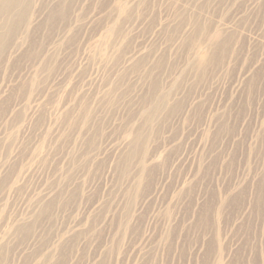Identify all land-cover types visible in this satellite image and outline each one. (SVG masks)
I'll use <instances>...</instances> for the list:
<instances>
[{"label": "rangeland", "instance_id": "1", "mask_svg": "<svg viewBox=\"0 0 264 264\" xmlns=\"http://www.w3.org/2000/svg\"><path fill=\"white\" fill-rule=\"evenodd\" d=\"M34 1L29 53L0 70V141H10L7 157L22 151L0 187V240L8 241L0 264H264V0ZM122 5L137 7L113 30ZM184 5L201 26L181 48L175 10ZM75 26L69 41L64 32ZM216 38L228 48L218 57L206 49ZM101 51L113 54L107 68ZM212 55L219 60L205 71L191 68ZM164 93L173 111L156 116ZM65 118L67 138L54 150L48 142ZM136 131L146 138L137 155L152 169L140 181L124 178L127 163L116 161ZM44 135L51 158L40 162ZM54 183L76 190L64 204H45L50 214L36 233L13 236Z\"/></svg>", "mask_w": 264, "mask_h": 264}, {"label": "bare ground", "instance_id": "2", "mask_svg": "<svg viewBox=\"0 0 264 264\" xmlns=\"http://www.w3.org/2000/svg\"><path fill=\"white\" fill-rule=\"evenodd\" d=\"M145 2V1H144ZM188 2L189 0H186V4L188 5ZM36 2L34 0H0V70H2L3 68L7 67L10 65H12V63H14L15 65V62L17 63L18 62V58L23 55L25 56L26 55V52L30 49V45H29V42H28V36L29 34L33 31L34 32V29H38V27H36V25L39 23V13L40 11L39 10V4L37 6L36 5H33L35 4ZM128 5V4H127ZM129 6V5H128ZM137 6L134 7V9H130V8H127L126 5H122L121 8H118V16H121L119 18V20H116L114 22V26H113V30L116 29L115 26H127L128 25V18H129V12L132 13V10H135ZM31 10V11H30ZM175 15H176V18H177V26H176V37H174L175 41L179 44V46L181 45V48L186 44H188L189 42H191L192 40H194L196 37V33L199 31L200 29V26H201V22L199 20V18L197 16H193L187 9V6L184 5V6H178L176 7V10H175ZM127 19H122V18H126ZM238 18H241L242 20L240 21H247L249 19V14H247L245 11H243L239 16ZM138 20V16L134 17L132 19V21L136 22ZM239 21V22H240ZM173 26V23L171 24ZM19 26H22L23 27V30H22V34H17V31H18V28ZM193 27L195 28L194 29V33L192 32V29ZM76 26L71 28L70 30H67L64 32V35L66 37H68L67 40L69 41H72L74 39V36H75V33H74V30H75ZM20 29H22L20 27ZM110 29V28H109ZM18 36H21V37H18ZM123 36V35H122ZM220 38V37H219ZM250 41V40H249ZM212 45H210L209 48H206L208 50V53L210 51L213 50L212 53H215L218 57V53L219 52H224L227 48V46H223V43H221L220 40H217L214 39L212 40ZM107 46V45H106ZM115 46H117L116 44V41L115 42H111L109 47L110 48H114ZM106 48V47H105ZM103 48V49H105ZM50 51V50H49ZM49 51H46L44 53V55H47ZM103 51V50H102ZM100 52V56H101V65L106 67L107 68V64L110 60V58L113 56V54L111 53V55H107L106 52ZM105 51V50H104ZM168 50L166 51H162L163 53L161 54L160 56V59L158 60V65H160L163 61V59L166 57L165 56V53L167 52ZM29 53V52H27ZM215 55H212V57H210L205 63H201V62H192L191 64V68H195L197 71H205L207 68L211 67L210 65L211 64H214L216 63L219 58H217ZM22 58V57H21ZM19 58V59H21ZM17 60V61H16ZM129 61H131L129 59ZM9 66V67H10ZM17 66V64H16ZM216 69V68H214ZM248 76V73H245L243 75L244 78H247ZM181 78H183V74L181 75ZM1 81V79H0ZM3 82V80L1 81ZM3 84V83H2ZM2 84H0V89L2 88ZM116 89V85L112 84L109 88L110 91H113ZM26 90V89H25ZM4 92V91H3ZM26 92H29V93H32L31 90H27ZM114 92V91H113ZM1 97H3L4 95L0 94ZM112 97L113 96H109L108 98L109 99H106V101L108 102V104H113V102L111 101L112 100ZM166 98H168V93H164V96L161 98L162 100V104H164V107H168L167 109L162 107L161 103L158 102L155 104L154 106V111H155V115L157 116L160 112H172V108L170 106H166L165 102H166ZM157 101V100H155ZM0 106H4V101H0ZM78 106V105H77ZM5 108V107H4ZM14 107L13 106H10L8 107V111L11 113V115H9V117L11 119H14L16 116H17V111L14 112ZM14 112V113H13ZM82 115H83V119H90L91 116H92V113L91 111H85L82 110ZM153 119V118H152ZM151 117H148L146 118L144 121L148 124H150L151 122ZM10 120V119H9ZM63 127L64 129L62 131H60L58 133V135L56 136L55 138V142L54 144L52 145V142H48L49 144L47 146H50L52 147V149L54 148V150H56L55 148H59L60 147V144L65 141V135H66V138H67V130H68V127L69 125L71 124L70 122H68L67 118L64 119V121L62 122ZM23 125V123L21 122V126ZM25 126V125H24ZM23 126V127H24ZM61 126V124H60ZM22 127V129H23ZM26 127V126H25ZM223 128L224 125H219V128ZM19 128V127H18ZM57 131V130H56ZM55 131V132H56ZM205 131V130H204ZM202 131V132H204ZM16 133V131H15ZM15 133L11 134L10 136L8 137H16ZM42 134H46V131L42 132ZM138 132L136 131L134 136L131 137V138H126L123 142V150L121 152L118 153V159L116 160L117 163L119 161H121L120 158H122V160H125L127 164H124L126 165V172L128 173L125 174L127 176H124V178L126 177L127 179H131L132 181L138 179V181H140L141 179H143L142 177L145 175V173L150 172V168L148 170V166L146 165L148 162L147 160H144V157H141V156H138L140 155L139 153H143L144 149H145V143H146V138H141V139H136V137L138 136ZM18 135V133H17ZM204 135V134H203ZM55 136V135H54ZM51 137V136H50ZM209 138V137H208ZM52 139V137H51ZM136 139V140H135ZM42 145L40 146V149L38 150L36 156L37 158L40 159V162L41 161H48L47 158H49V154H50V150L49 148L50 147H47L46 144H47V139H46V135L43 136V139H42ZM48 140H50L48 138ZM89 139H86V144L90 141H87ZM209 140V139H208ZM132 144L134 146V148L132 147ZM10 145V141L7 140V138H5L4 140H1L0 141V187H4L5 185H7V181L9 182L10 179L8 180V178L10 177V175H12L13 173V166L14 164L18 161L19 159V156H20V153L22 151H18L17 154L15 155H9L7 157V155L4 153V149L3 147H8ZM39 145V144H38ZM62 146V144H61ZM207 147V145H206ZM36 148V147H35ZM34 148V149H35ZM38 148V147H37ZM61 148V147H60ZM130 148V152L128 154V156H124L123 152ZM46 149V150H45ZM51 149V148H50ZM36 150V149H35ZM37 151V150H36ZM52 151V150H51ZM53 152V151H52ZM51 152V153H52ZM56 152V151H55ZM54 152V153H55ZM52 153V154H54ZM138 154V155H137ZM152 155V154H151ZM49 156V157H48ZM148 156V155H147ZM36 158V157H35ZM51 158V157H50ZM68 160L70 162H72L73 158H74V154L73 152H70L68 154ZM38 160V159H36ZM50 160V159H49ZM119 160V161H118ZM115 161V160H114ZM115 161V162H116ZM38 162V161H37ZM36 162V163H37ZM40 162H39V165H40ZM43 162V163H44ZM48 163V162H47ZM117 163H116V166H117ZM124 163V162H122ZM150 163V162H149ZM17 164H19V162H17ZM44 165V164H43ZM47 165V164H45ZM122 164L120 163V165H118L117 168H120L117 169L118 171H121V169L125 168L124 166L121 168L119 166H121ZM149 165V164H148ZM151 165V163H150ZM149 165V166H150ZM42 166V165H41ZM152 166V165H151ZM204 166V165H202ZM201 166L200 170L203 168ZM44 167V166H43ZM45 167H48V166H45ZM37 169V168H36ZM115 169V168H114ZM45 170V168H44ZM134 170V171H132ZM117 171V172H118ZM124 171V170H123ZM121 171V172H123ZM33 172V171H32ZM34 173V172H33ZM32 173V174H33ZM119 173V172H118ZM197 173L198 170H197ZM119 175V174H118ZM121 175V174H120ZM25 176V175H24ZM34 176V174H33ZM17 177V176H16ZM31 177V175L29 176ZM28 177V179H29ZM12 178V177H10ZM14 178V177H13ZM25 178V177H24ZM32 178V177H31ZM120 178H122V176H120ZM15 179H19L18 177L15 178ZM27 178H25L24 180L26 181ZM21 180H23V178H21ZM30 180V179H29ZM12 181V180H11ZM10 181V182H11ZM31 181V180H30ZM23 182V181H22ZM27 182V181H26ZM59 183V182H58ZM55 185L54 183V186H53V189H52V193L48 194L46 197L44 198H41L39 201H38V205H42L29 219L27 220H23L21 222H17L15 224V227L12 229V233L13 236H22V237H25V236H31L32 234L36 233V230L34 231V229L36 227H38V225L40 224L41 222V219L48 215V213L50 212L49 209L45 206V204H50V203H58V202H61L62 204V197H66L69 195V191L73 190L75 191L76 189H68L67 191V186L66 184H59L58 185ZM142 183V182H141ZM9 184V183H8ZM13 184L15 185L16 182L15 180L13 181ZM28 184V183H27ZM12 185V184H11ZM137 185V184H136ZM185 186L187 184H184ZM21 186V185H20ZM184 186V187H185ZM8 187V185H7ZM6 187V188H7ZM12 187V186H11ZM14 187H17V186H14ZM12 187V188H14ZM28 187V186H27ZM140 187V186H139ZM26 188V187H24ZM31 188V187H30ZM28 189V188H27ZM127 188H125L126 190ZM184 189V188H183ZM11 190V189H10ZM22 190V188L20 189ZM130 190V189H129ZM188 190V186H187V189ZM8 191V190H7ZM18 191V189L16 190ZM27 190H25L26 192ZM185 191V190H184ZM11 192V191H10ZM22 192V191H21ZM24 192V191H23ZM24 192V193H25ZM67 192L68 195H65L64 194ZM128 192V191H127ZM139 192V191H137ZM7 193V192H6ZM9 193V192H8ZM15 193V192H14ZM21 194V193H20ZM18 195V194H17ZM133 194H131L132 196ZM144 195V194H143ZM130 196V195H129ZM138 196V195H137ZM142 196V195H141ZM22 197V196H21ZM134 197V196H133ZM140 197V196H139ZM25 198V197H24ZM132 198V197H130ZM178 198V197H176ZM180 198V197H179ZM124 199H125V196H124ZM129 199V198H128ZM134 199V198H133ZM141 199V198H140ZM139 199V200H140ZM65 200V198H64ZM64 200H63V204H64ZM126 200V199H125ZM130 200V199H129ZM175 201V200H174ZM179 201V200H178ZM5 202V201H4ZM3 202V203H4ZM129 203V201H127ZM137 202H138V199H137ZM6 203V202H5ZM4 203V204H5ZM121 203V202H120ZM125 203V201H124ZM123 203V204H124ZM127 203V204H128ZM176 203V202H175ZM126 204V203H125ZM124 204V205H125ZM126 204V206H127ZM59 205V204H58ZM132 205V204H130ZM136 205V203H135ZM125 207V206H124ZM127 208V207H126ZM132 208V207H131ZM130 209V208H129ZM126 210V209H124ZM128 210V208H127ZM126 210V211H127ZM124 213V212H123ZM122 213V214H123ZM128 213H129V210H128ZM50 214V213H49ZM125 214V213H124ZM123 214V215H124ZM129 215V214H128ZM127 215V216H128ZM126 216V217H127ZM124 217V216H123ZM1 218V217H0ZM4 219V218H3ZM1 221H3L1 219ZM40 221V222H39ZM3 224V222H1ZM0 223V224H1ZM1 224V225H2ZM0 225V226H1ZM117 226V225H116ZM5 234H3L2 237H4ZM5 238V237H4ZM1 239L0 240V252H2V250H4L5 248L7 249L8 248V241L5 240V239ZM7 246V247H6ZM154 250H156V248H154ZM155 252H153L154 254ZM148 261V260H147ZM146 262V261H145Z\"/></svg>", "mask_w": 264, "mask_h": 264}]
</instances>
